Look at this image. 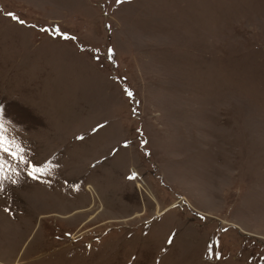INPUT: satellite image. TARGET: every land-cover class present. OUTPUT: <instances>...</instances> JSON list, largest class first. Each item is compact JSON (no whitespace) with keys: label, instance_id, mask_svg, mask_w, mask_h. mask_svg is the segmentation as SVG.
<instances>
[{"label":"rangeland","instance_id":"obj_1","mask_svg":"<svg viewBox=\"0 0 264 264\" xmlns=\"http://www.w3.org/2000/svg\"><path fill=\"white\" fill-rule=\"evenodd\" d=\"M0 124V264H264V0H0Z\"/></svg>","mask_w":264,"mask_h":264},{"label":"snow or ice","instance_id":"obj_2","mask_svg":"<svg viewBox=\"0 0 264 264\" xmlns=\"http://www.w3.org/2000/svg\"><path fill=\"white\" fill-rule=\"evenodd\" d=\"M117 2H120V0H117ZM10 16L12 14H9ZM14 19H18L16 17H13ZM19 23L23 24L24 21L19 20ZM55 31V30H53ZM61 38H64L63 35ZM111 51V50H110ZM128 95H131V93H128ZM0 127H2V124H0ZM0 151H3L5 153H8L14 160H18L19 164L24 165L27 164L29 166V168H31L32 170L28 172V175L30 176H34V174L40 173L41 169L32 165L30 163V161L27 160L26 156L23 154L24 153V149L22 147H18L16 151H10V149L8 147L4 146L3 143V138L0 137ZM3 160V157H0V161ZM9 167H13L12 165H9ZM4 171H5V164L3 162H0V192H2L4 190V181L9 179L8 176L4 175ZM13 183H15V181H12ZM171 239L169 240V243H171ZM219 258V257H217Z\"/></svg>","mask_w":264,"mask_h":264}]
</instances>
